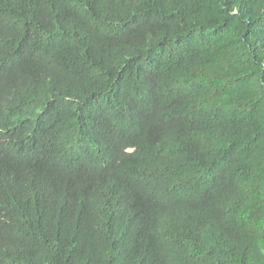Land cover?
Returning <instances> with one entry per match:
<instances>
[{
    "label": "trees",
    "instance_id": "trees-1",
    "mask_svg": "<svg viewBox=\"0 0 264 264\" xmlns=\"http://www.w3.org/2000/svg\"><path fill=\"white\" fill-rule=\"evenodd\" d=\"M0 264H264V0H0Z\"/></svg>",
    "mask_w": 264,
    "mask_h": 264
}]
</instances>
